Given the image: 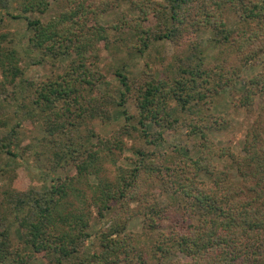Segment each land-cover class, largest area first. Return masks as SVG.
Here are the masks:
<instances>
[{"label":"trees","instance_id":"16d2710c","mask_svg":"<svg viewBox=\"0 0 264 264\" xmlns=\"http://www.w3.org/2000/svg\"><path fill=\"white\" fill-rule=\"evenodd\" d=\"M0 1L3 9L10 7V1ZM48 1L23 0L22 11L43 13L49 6ZM154 7L159 18L158 30L152 32L151 26H144L138 30L141 34L134 41L139 44L137 48L141 54L146 51L151 34L156 40H174L182 24L196 17V10L202 15L196 21L211 29L221 46L235 45L237 50H231L241 53L254 44L258 46L257 54L264 52V0H163ZM229 10L239 15L238 26L228 27L224 16ZM148 13L143 14L147 17ZM13 17L25 18L27 26L34 30L42 26L38 18L21 14ZM143 34L146 35L144 39L141 38ZM5 41L7 36L0 35V66L6 65L4 59L9 61L12 66L7 74L10 76L9 84L14 86L19 80L20 89L25 93L19 103L20 115L15 112L12 116L18 114L21 121L41 123L55 141H52L53 148L47 159L42 160L38 157L40 151L33 150L35 146H22L18 130L20 123L10 125L9 119L0 120V127L7 128L0 136V158L4 155L13 159L22 157L27 162L34 157L41 179L49 182L45 189L32 186L18 189L14 186L16 176L9 175L11 183L6 188L0 187V264H29L39 255L46 264H164L178 252L190 261L177 264H264L261 263L264 261V109L251 123L250 136L243 146V153L239 154L227 145L219 148L209 145L207 128L215 125L221 129L226 126L225 119L220 121L214 113H208L206 118L212 117L213 121L193 125L192 131L199 133L203 142L202 154L197 158L183 155L184 166L192 172L182 179L180 176L183 174L176 169L174 178V168L169 169L166 160L152 166L144 163L151 155L154 156L144 149L136 151L134 166L117 164L113 148L118 145L108 153L116 171L106 175L107 169L97 161L100 157L96 153L88 155V159L83 158L88 153V141L90 145L97 142L85 140L80 130L82 123H77L74 117L83 112L86 105L92 107L95 103L98 107L90 110L92 119L99 117L97 112L101 114L104 107H120L125 118L124 133L129 137H141L149 145L151 132L147 124L161 123L162 120L174 124L182 117L181 111L192 110L194 104L205 102L209 110L210 98L222 94V90L229 86H232L230 95L237 90L235 82L244 78L240 73L227 75L222 70L206 68L203 62L196 67L190 63L184 65V71L191 76L190 88L196 89L199 96L192 93L183 99L180 96L182 80L178 78L175 82V104L171 110L160 85L147 81L134 92L133 82L119 68L113 71V75L118 77L117 87L104 93L92 88L88 96L78 99L72 86L74 78H70L76 68L45 82L28 81L22 76V70L12 63L18 49L6 45ZM133 44L126 41L124 46L134 48ZM259 55L252 61L254 65L261 64L262 71L246 76L245 83L239 87L241 91L237 90L239 94L232 96L237 106H246L249 111L253 110L256 95L264 93V60H260ZM179 69L177 75L181 73V67ZM183 85L188 86L187 80ZM90 89L87 88V92ZM182 90L185 91L184 88ZM131 92L134 94L132 97ZM12 94V98L16 96L15 92ZM99 98L101 100L98 101ZM130 98L134 99L135 107L131 114L126 108ZM93 134V130H88L86 136L90 138ZM214 150L218 158L229 157L242 176L243 185L255 192L251 197L236 202L242 187L236 190L234 181L224 171L217 173L211 185L200 179V173L214 171L208 157V153ZM70 165L75 166V174L66 173ZM0 172L1 176L5 175L4 169L0 168ZM90 177H94V182ZM155 190L166 199L163 208ZM252 200L259 205L253 204ZM135 201H138L137 210L130 206ZM92 208L100 217L111 214L113 223L99 232V252L81 254L79 252L91 236L88 229ZM136 211L143 216L141 231L122 232L125 224L116 223V218L124 219ZM167 212L174 219L179 214L195 219L196 223L190 222L184 227L174 222L168 231H156L158 220L168 218ZM14 226L21 230V240L14 239L10 231Z\"/></svg>","mask_w":264,"mask_h":264},{"label":"rangeland","instance_id":"374dc122","mask_svg":"<svg viewBox=\"0 0 264 264\" xmlns=\"http://www.w3.org/2000/svg\"><path fill=\"white\" fill-rule=\"evenodd\" d=\"M9 1L8 9H3L0 5V35L5 34L7 36L5 44L10 47L14 46L19 51V53L16 51V57L12 61L13 65L22 70L24 79L37 83L57 78L70 69L76 68L75 74L70 75V78H74L75 83H71L73 89L76 90L78 99L88 96L92 88L99 89L101 93H104L117 87L118 77L113 75V71L119 68L133 82L134 92L140 86L145 85L147 81L160 85L161 93L168 98V109L171 110L175 104V82L178 78L182 80L180 96L183 99L192 96V93L199 96L196 89L195 91L191 90V76L184 71L185 66L189 63L196 67L197 64L203 62L202 65L206 68L222 70L227 75L231 72L240 73L244 78L262 71L261 64L254 65V61H252L254 56L259 55L257 54V45L252 44L241 53L231 50H237L235 45L221 46L214 32L196 21L200 20L202 16L198 10H196V17L190 18V22L182 24L174 40H156L151 34L148 47L141 54L140 48H137L139 44L134 42L135 38L141 34L138 30H142L144 26H151L154 29L152 32L158 30L159 18L154 6L162 3L163 0H49L48 8L40 14L24 13L21 5L23 0ZM143 13H148V16L145 17ZM17 14L40 19L41 28L35 30L29 28L25 18L13 17ZM224 18L228 27H235L240 23L239 15L230 10L226 12ZM141 38H146V35L143 34ZM126 41H132L134 48L124 46ZM258 58L264 60V52L260 53ZM4 60L6 65L0 66V120L7 118L10 125L20 123L18 130L22 146L28 144L35 146L36 149L33 148V150L40 151L41 154L38 157L46 160L47 155L51 153L52 141H55V138L45 131L41 123L30 120L21 121V116H17L18 114L15 117L12 116L15 112H19V103L22 102V96L25 93L20 89L19 80L14 86L9 84L10 76L7 74L12 66L7 59ZM179 67H181V73L177 75ZM6 75L7 77H5ZM244 78L241 77L235 82L234 87L239 91H241L239 87L246 81ZM186 80L188 86L183 87ZM84 87L91 89L87 92ZM231 87L224 88L222 94L210 98L212 103H210L209 110H207L205 102L199 105L194 104L192 110L181 111L182 117L174 124H167L163 120L160 121L162 124H147V129L151 132L149 145L141 137H129L124 133L122 126L125 123V118L120 107H104L105 110L101 114L97 112L99 117L92 119L90 110L98 107V104L95 103L92 107L86 105L83 112L74 117H76L77 123H82L80 130H82L81 134L85 136V140L90 139L97 143L90 145L91 143L88 141V153L83 158L88 159L91 154L96 153L100 157L97 161L107 169L106 175H112L116 171L108 155L112 147L118 145L113 148V157L116 163L127 167L134 166L133 160L137 157L136 151L144 149L154 154L144 163L152 166L166 160L168 168H174V178L176 177L175 169L183 174L180 179L186 178L192 169L184 166L183 155L197 158L202 154V139L199 133L196 134L192 131V127L203 124L207 120L213 121L212 117L206 118L208 113L209 115L214 113L217 118L221 119L220 121L226 120V126L221 129L215 125L207 128L206 131L211 141L209 145L216 148L227 145L237 154L243 153V146L250 136L248 132L250 125L264 109V93L256 95L253 110L249 111L248 107H240L233 102L232 96H237L239 92L234 90L230 95ZM12 92L16 94L13 98ZM28 92L27 90L26 94ZM132 92L131 97L134 96ZM31 93L34 94V91ZM32 96L30 97L32 98ZM96 97L98 98L97 95ZM99 100L101 99L99 98ZM84 104L87 103L84 101ZM126 108L130 114L135 110L134 99H129ZM88 130L94 131L90 138H88L89 135L86 136ZM6 131L7 128L0 127V136H3ZM29 152L31 153V151ZM33 156L35 155L33 154ZM208 157L212 162L210 166H214V171L210 174L200 173V179L211 185L216 179L217 173L224 171L234 181L233 187L236 186V190L242 187V192L235 198L236 202L244 201L248 196L251 197V193H255L243 185V178L237 168L232 165L229 157L218 158L215 150L208 153ZM208 167L209 164H207ZM0 168L4 169L5 174L0 175V187L6 188L11 183V180L8 179L9 175L16 176L14 186L18 189H27L31 186L45 189L49 186V182L46 183L41 179V172L34 157H30L29 161L25 162L22 157L13 159L4 155L0 158ZM66 173L75 174V166L70 165ZM90 178L94 182V177ZM154 183L156 184L155 178ZM155 192L158 194L163 208L166 199L158 191L155 190ZM252 201L253 204L259 205L254 200ZM130 206L137 210L138 201L132 202ZM91 211L92 215L89 219L91 226L88 229L91 236L86 241L85 248L79 252L81 254L99 252L101 248L98 240L99 232L113 223L111 214L100 217L97 216L95 208H92ZM121 213L125 216L124 212ZM166 214L168 218L158 220L160 223H158L156 231H168L171 226H174V222H179L184 227L190 222L196 223L195 219L185 218L179 214L175 219L169 212ZM142 218L143 216L136 211L124 219L123 217L116 218V223L125 224L122 232H139L142 227ZM10 231L15 240L23 238L22 232L17 226H14ZM170 258L164 264L190 261L180 252ZM45 262L44 258L39 255L29 264H46Z\"/></svg>","mask_w":264,"mask_h":264}]
</instances>
